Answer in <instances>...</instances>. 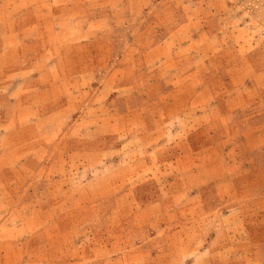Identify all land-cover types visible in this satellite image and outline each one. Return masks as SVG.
<instances>
[{
	"label": "rangeland",
	"instance_id": "1",
	"mask_svg": "<svg viewBox=\"0 0 264 264\" xmlns=\"http://www.w3.org/2000/svg\"><path fill=\"white\" fill-rule=\"evenodd\" d=\"M52 2L50 30L18 33V62L6 69L19 73L0 79L17 102L0 98V219L30 218L33 234L15 240L12 258L25 262L32 245L34 264H91L113 244L137 248L127 264H143V253L145 264H189V216H201L195 202L205 201L211 217L243 204L239 224H222L229 246L206 263L264 264V250L248 255L245 243L264 236V0ZM187 39L199 44L195 55L175 49ZM163 40L167 57L152 49ZM195 64L210 97L194 103L209 100L222 116L185 111L189 94H167L177 76L189 92ZM31 71L40 78L26 89ZM203 149L216 179L243 174L224 197L211 186L189 195L201 183V161L189 164V153Z\"/></svg>",
	"mask_w": 264,
	"mask_h": 264
},
{
	"label": "crops",
	"instance_id": "2",
	"mask_svg": "<svg viewBox=\"0 0 264 264\" xmlns=\"http://www.w3.org/2000/svg\"><path fill=\"white\" fill-rule=\"evenodd\" d=\"M21 0H0V79L4 81H9L17 76L19 72L9 70L7 71L6 65H10L9 69H12V65H15L18 62L17 57V51L19 49V44L17 41L18 33L20 32H43V31H49L50 27H48V19L50 18L51 13L53 16L57 13V5L52 2L51 0H26L25 2H20ZM47 2L50 3V8L48 10L45 9L47 6ZM48 8V7H46ZM74 9V8H73ZM72 9V10H73ZM37 24V25H36ZM59 24V23H58ZM43 25H46L43 27ZM56 28L53 27L52 30H55ZM186 34V33H185ZM10 40V41H8ZM13 40V42H12ZM186 45H175V49L178 50L179 48L184 49L186 52L189 51V54L194 55L197 53L196 47H199V44L195 43L191 39H187ZM189 42V43H188ZM27 43V42H26ZM164 40L161 42H158L157 45H155L152 49L157 50L158 52L163 51V56L167 57L168 52L164 51ZM25 44V43H24ZM23 46V45H22ZM149 53V52H147ZM177 55V54H176ZM196 58L197 56H194ZM11 56H14L11 58ZM208 58H204L203 67L205 68L204 71H208L209 69V55ZM38 61V60H37ZM36 61V62H37ZM190 64L193 63L192 59L189 61ZM198 65V64H197ZM196 64L189 67V92L183 91L180 88H177L182 80H178L180 76H177V79H174L173 77L171 80H169V85L172 86L170 88L169 92L167 94L169 95H188L189 94V100H187V105L185 104V111L192 112L195 110H198V108L201 106V109L203 111H213L218 110V116H222L220 113V109L216 107H210V101L205 100L200 101L199 103H194L195 99L202 100V98H209V91L203 87H200V83H198L200 76L203 77V80H205L204 72L203 75H198L197 71L198 66ZM13 70H16L13 68ZM40 74V73H39ZM35 75L33 71L29 73L27 77H25L23 83L26 89L31 87V84L35 82L36 80H39L40 75ZM183 80H185V77H183ZM3 81V82H4ZM158 84V82H156ZM155 83V84H156ZM7 85V84H6ZM12 86V83H10ZM159 85V84H158ZM51 84H43L42 87L39 88V91L41 90L43 94H48ZM202 86V85H201ZM4 87L0 83V98H4L8 103L12 102V98L14 97V88L12 87L10 90H3ZM35 88V89H37ZM25 89V92H26ZM120 89L113 90L114 92L119 91ZM28 94H32V90H28ZM25 94V93H23ZM156 94H162V93H156ZM166 94V93H165ZM60 101V97L57 98V101ZM46 103L49 102V100L45 101ZM53 102V101H51ZM14 105H17V102L11 103ZM34 107L32 103L26 102V105ZM35 104V103H33ZM67 104L62 103L57 108V111L59 112H65L67 107ZM36 106V105H35ZM75 107V106H73ZM39 109V108H38ZM220 118V117H219ZM251 126V125H250ZM190 135V134H189ZM264 146V142L262 143ZM207 149L201 150V152H193L192 154L189 153V164H195L197 160L201 161V183L200 186H192L189 185V195L190 193H193L195 190H203L205 187L213 188L216 192L223 195L221 192H225V186L227 189H230V186L236 187L235 184L238 181L239 177H243L242 173H239L237 177L233 178L232 184H229L227 182V179H216L213 174H211V171L209 169L208 163L211 159L210 155L206 153ZM194 156V159H193ZM194 173V171L189 172V175ZM236 176V175H235ZM190 181V180H189ZM243 183V182H242ZM245 186V185H244ZM243 187V186H241ZM234 189V188H233ZM232 191V189L230 190ZM224 197V195H223ZM189 202H192L191 200ZM201 205V206H200ZM242 205L241 203H234V205L229 208L226 212H221L220 207H217V216L211 217L210 214L207 212V203L205 201H200L199 204L195 202V207H201V216H198L197 218L193 216H189V264H198L196 261H194V258L201 256V262L202 264H208L206 263V259H210L212 256H218L223 255V253L226 250V247L229 246L227 243V236H225L224 228L225 222L227 220H233V223L239 224L240 222V215L242 212ZM194 206V202L189 204V207ZM259 209L260 211L264 212V200L259 203ZM240 214V215H239ZM30 218H25L24 220L17 222L13 217H8L6 219H0V264H34L32 260H28V256L33 252L32 245H28L25 248V256L27 259L25 262L18 261V259H13L12 256H16L18 254V247L15 246L14 242L19 237L22 239H25L28 241L29 239L33 238V234L28 232V224L30 223ZM19 224L21 226V229L25 230L22 232V235H19ZM198 225L199 233H192L190 228L194 225ZM197 235V236H196ZM232 236V235H231ZM229 235V238H231ZM239 238V237H238ZM264 239V236L262 233L258 232H252L249 235V239H246V244H248L247 248L249 249L246 253L251 256H257L260 252H263L264 250V244L260 245L261 248L254 242L259 239ZM237 239L235 236H233V241ZM113 244H109V248H107V252H105V256L103 254V257L98 259V253L97 255H93V263L91 261V264H101L103 259H105V264H127V258L129 255H131V252H136L137 248H127L124 247L120 251H113ZM236 248L234 249L237 253L241 254L242 247H240V244L235 243ZM31 248V249H30ZM134 249V250H133ZM262 250V251H261ZM74 251V250H73ZM69 250V252H73ZM167 252L169 249L166 250ZM146 252V251H144ZM129 253V254H128ZM20 254H22V251H20ZM77 254V253H75ZM133 254V253H132ZM173 254V253H171ZM102 255V254H101ZM136 255H132L134 257ZM140 256V255H139ZM143 256H145V253L142 255V263H144ZM194 257V258H193ZM198 258H196L197 260ZM163 264V263H162Z\"/></svg>",
	"mask_w": 264,
	"mask_h": 264
}]
</instances>
